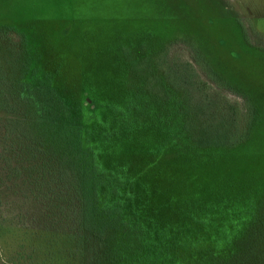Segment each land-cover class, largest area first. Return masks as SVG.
<instances>
[{"label":"rangeland","instance_id":"rangeland-1","mask_svg":"<svg viewBox=\"0 0 264 264\" xmlns=\"http://www.w3.org/2000/svg\"><path fill=\"white\" fill-rule=\"evenodd\" d=\"M50 18L65 23L71 21L77 34L65 47L59 46L62 53L52 59L53 64H65L68 59L66 71L70 77H79L83 70L93 74L92 84L113 86L110 91L96 90L93 105L79 102L80 96L74 92L67 93L71 100L83 105L80 120H76L77 114L71 113V119L78 124L85 127L105 124L110 128L123 125L124 119L111 115L104 105L118 103L122 95L121 89L117 91V85L110 83L104 71L116 75L128 67L121 57L120 63H116L109 52L112 46L121 43L122 37L127 41L128 37L154 35L165 40L177 38L169 40L170 43L163 40L162 44L169 48V60L180 70L179 74L184 73L183 79L188 78L186 74L191 71L188 63L195 72L191 75L195 80L190 83L189 91L197 103L196 120L188 131L194 139L205 141L210 134L220 138L226 127L242 131L245 118L249 121L245 133L258 128L252 139L238 149L207 148L199 153L182 154L181 158H170L173 153L166 146L171 138L169 132H178L181 124L175 118L172 123L171 117L168 118L171 111L166 110V115L163 110L176 106L186 94L163 88V95L157 96L158 102L145 99L147 103L159 105L154 112L158 113L156 120L134 122L133 127H126L113 143H98L104 155L100 162L104 168L111 169L125 161L148 186L151 195H143V200L148 198L149 202L141 213L147 234L143 242L154 231L172 234L173 227L181 229L176 233L180 242L189 239L195 247H205L203 252L207 250L208 256L210 247L214 250L222 247L221 251L227 244L232 247L235 238L245 231L248 217L255 208L256 198L252 194L264 191V0H0V20L14 24L19 31L0 29V65L9 68L10 51L14 49L16 54L22 48L20 32L32 33L26 28L35 27L37 32L48 33V25L38 27L37 24ZM37 49L40 51V46ZM82 54L83 63L79 61ZM39 56V66L47 70L41 64L40 52ZM44 63L46 65L45 58ZM53 64L49 66L51 69ZM154 87L158 85L155 83ZM89 95L85 93V97ZM246 95L259 99L258 110L248 104ZM4 112L0 111V138L7 119ZM257 118L262 122L257 123ZM235 141L231 139V143ZM156 144L163 148L160 158L150 154ZM7 147L4 144V148ZM4 148H0V156ZM108 150L115 156H108ZM79 184L84 187L88 182ZM109 184L110 181H105V185ZM231 185L251 187L231 190ZM82 187L76 193L83 190ZM188 201L196 202L191 207L202 213L203 224L188 221L189 213L172 227L166 223L156 227L152 222V219L158 222L157 217H150L152 208L161 209L158 214L179 207L186 212ZM47 206L45 199H35L22 187L13 186L8 190L6 184L0 183V264H101L107 257L104 247H109L112 239L110 229L105 230L101 222L84 221L85 212L81 207L73 221L65 216L60 222L64 224H51L49 218L54 213L45 216ZM150 206L149 215L146 211ZM85 223L89 224L88 228ZM96 233L97 239H101L99 243L88 241ZM178 251L183 261L190 264H213L212 260L202 259L201 250L179 248ZM147 254L149 252L143 250L142 255ZM129 256L130 252L124 251L120 255L124 257L121 263ZM147 258L149 262L144 260L140 264H154V255Z\"/></svg>","mask_w":264,"mask_h":264},{"label":"trees","instance_id":"trees-1","mask_svg":"<svg viewBox=\"0 0 264 264\" xmlns=\"http://www.w3.org/2000/svg\"><path fill=\"white\" fill-rule=\"evenodd\" d=\"M9 23L0 20V29L18 33L14 24ZM37 25L38 27L48 25V33L41 30L37 32L35 27L26 28L32 33L20 32L22 48L16 54L13 53L14 49L10 51L12 63H8L9 68L0 65V111L5 110L7 118L5 125L3 124L4 131L0 138L3 145L0 148H4V144L9 146L4 148L0 156L2 169L0 183L6 184L8 190L18 186L27 190L35 199H45L49 206L44 215L50 217L47 213H54V216L49 218V222H53L51 224H64L60 222L65 216L73 221L81 207L85 212L84 221L101 222L105 230L110 229L112 239L109 247L107 245L104 247L107 257L101 264H122L124 257L120 255L124 251L130 252L129 258L125 260V263L129 264H140L144 260L149 262L147 257L150 255L156 258L154 264H190V261H183L179 248H194L203 252L205 247L204 249L195 247L189 239L180 242L181 239L176 233L181 229L176 230L172 226L181 223L188 213V221L203 224L200 219L202 213H199L198 208L191 207L196 202L188 201L190 205L187 206L186 212L180 211L179 207L178 210L171 209L169 213L167 210L165 214L162 212L158 214L159 208H156L157 211L152 208L153 214L150 217L158 219L156 223L151 218L155 226L166 223L172 227L170 230L172 234L163 230L154 231L153 235L149 234L143 242L147 234L144 233L141 213L142 208L149 202L148 198L147 201L143 200V195L147 197L151 195L148 186L141 180L137 171L133 172V166L129 167L125 161L112 166L111 169L104 168L100 163L104 155L98 143L102 141L106 145L113 143L114 138L122 135L126 127L127 129L133 127L134 122H148L152 118L156 120L158 113L154 112L159 105L147 103L145 99L151 98L153 102H158L157 96L159 93L163 95V88L183 91L187 98L176 106L165 107L167 109L163 110L164 113L166 110L171 111L168 118L171 117L172 123L175 118L176 122L181 124L178 132H169L171 138L166 142V146L173 153L170 154V158H181L182 154L199 153L207 148L238 149L252 139L258 128L247 130L249 133H245L249 127V121L245 118V129L242 131L236 127H226L220 138L219 135L215 137L210 134L205 141L194 139L188 131L193 128L196 120L194 108L197 103L192 100L189 91L190 83L195 80L191 75L195 72L188 63L191 71L186 74L188 78L185 76L183 79L181 75L184 73L179 74L180 70L171 64L168 57L169 48L162 44L163 40L170 43L169 40L177 38L165 40L154 35L128 37L127 41L122 37L121 43L112 46L109 52L111 58H116V63H120L122 58L128 67V70L123 69L121 73H116L117 76L114 72L104 71L110 83L117 85V91L121 89L122 93L118 97V103L104 105L111 115L124 119L123 125L110 128L105 124L92 127L78 124L75 119H71V113L77 114L76 120H80L83 116V105L80 106L71 100L67 93L74 92L80 96L79 102L82 100L83 103L93 105L96 101L93 97L96 90L110 91L113 86L92 84L95 81L93 74L83 70L80 71L79 77L78 75L70 77L66 71L68 59L65 64L61 62L53 64L52 59L58 58L62 53L59 46L65 47L70 39L77 35L71 21L65 23L50 18L45 22L40 21ZM34 36L37 40H34ZM122 44L128 46L124 47ZM37 46H40V51ZM38 51L42 55V66L49 71L39 66ZM82 56L83 54L79 61L83 63ZM51 64L52 69L49 67ZM155 83L158 85L157 88L154 87ZM85 93L90 95L85 97ZM246 97L248 104L258 110L259 99L254 95ZM151 113L154 114L150 115ZM255 121L261 123L262 119L257 118ZM232 138L236 139L233 143ZM154 147L150 154L156 158L162 157V154L159 155L163 149L161 145L156 144ZM107 155L115 156L109 150ZM107 180L110 181L109 185H105ZM83 182L88 184L82 187L79 183ZM81 187L84 189L76 193ZM241 187L250 188L251 185L230 186L231 190ZM247 191L252 193L251 190ZM153 192L157 196V192ZM252 196L256 198L255 208L248 217L245 231L235 238L232 247L227 244L221 251L222 247L214 250L209 246L211 249L209 256L207 250L201 253L203 260H212L213 264H264V191H255ZM150 209L151 206L146 211L149 215ZM83 225L89 227L88 223ZM97 238L98 233L92 235L88 241L99 243L101 239ZM143 250L149 252L146 257L142 255ZM136 256H140L139 259H136Z\"/></svg>","mask_w":264,"mask_h":264}]
</instances>
